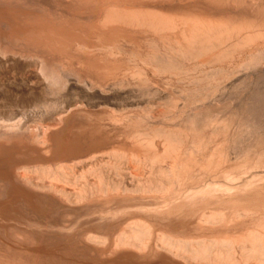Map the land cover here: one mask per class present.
<instances>
[{
	"label": "bare ground",
	"instance_id": "bare-ground-1",
	"mask_svg": "<svg viewBox=\"0 0 264 264\" xmlns=\"http://www.w3.org/2000/svg\"><path fill=\"white\" fill-rule=\"evenodd\" d=\"M67 2L72 7L71 15L63 16L52 14L49 12L50 9L25 6L23 2L0 1V18H10L15 22L23 20L25 24L23 28L28 31L25 39L28 46L37 48L53 58L62 57L66 69L75 73V80L87 91L96 88H99L98 92L101 93L107 89L126 90L131 82L130 84L132 86L136 84L138 89H144L146 84L151 89L156 88L157 93H160L162 89L155 86L154 75L161 74L192 78L195 83L210 80L221 84L236 77L237 80L241 78L243 81L253 80L258 69L260 73H264V0H67ZM76 42L80 45L76 46ZM145 48L155 49L158 56L150 58L149 53L142 55L141 52ZM257 48L260 51L257 52ZM130 49H134L135 52H130ZM105 50L110 52L119 50L121 55L109 57ZM37 62L42 66L45 60L37 58ZM134 62L138 66L137 70L134 69ZM165 62L167 64H164ZM205 70L207 76L199 74ZM46 73L39 68L38 76L44 78L43 85L51 94L57 77L56 74H51L50 77ZM136 78L140 83L131 80ZM216 89L218 90V87ZM57 103L56 105L35 103L16 117L0 115V127L4 128V131L0 132V159H3L5 153L17 150L25 153L21 150L24 148H30L33 157H46L47 153H52L51 147L56 149L54 141L67 127L71 134H77V131L82 133L81 138L91 135L87 143L100 145L108 141L126 143L127 149L121 150L120 147H116L123 153L141 148L142 144L130 132L121 133L126 120L118 121L119 119L107 114L103 118L100 116L101 122L88 123L82 126V129H77L73 127L74 125L64 124V119L78 106L75 108L68 106L66 110L63 107L62 111L56 109L57 112L55 110ZM216 104L214 102L212 105L201 104L192 110L187 118L178 120L189 142L191 141L189 147L174 145V149L177 147L176 151L168 154L172 147L167 145V142L157 139L154 144L156 157L164 162L159 160L160 162L147 168L142 165L127 167L141 190L153 192L157 188L163 198L170 197L172 201L173 196L183 190L187 175L194 165L211 162L212 155H207L208 145L216 137L215 134L222 130L218 122H211L210 118L216 111L214 110ZM64 110L68 113L61 116L60 123H56L54 118ZM28 116H39L40 119L45 116L52 122L44 123L41 120L34 126L27 123ZM105 121L110 124L102 123ZM156 130L168 135L177 129L160 124ZM250 146L255 147V142ZM20 172V176L17 173L18 178L37 182L43 188L58 193H69L75 200L98 195L112 197L117 190L112 180L105 179L103 174L100 175L98 167L81 173L78 177L73 173L66 175L53 167H48L42 170L43 178H39L38 181L33 179L32 174L40 175L41 170L23 167V171ZM13 186L16 192L28 195L29 198L30 194L26 189L19 184ZM29 200L32 202L31 198ZM233 207L231 201L223 202L221 209L198 216L194 220V230L181 229L177 226L180 222L186 221L184 219L180 222L177 221L179 219L171 221L167 225L142 219L134 226L128 227L130 233L117 234L116 243L120 245L115 247L108 243L107 247L102 249L89 248L84 243L68 244L66 241H62L63 244L60 246L57 239L45 244L42 242L43 239H33L23 233H12L15 235V240L12 241L13 238L9 237L11 233L0 231V264H50L52 260L56 264H97L96 255H100L101 252L108 254L113 250L119 254L110 258L105 256L107 261L114 257L134 262L135 253L127 250L126 244L147 252L152 241L151 249L154 250L152 254H161L159 260L148 264H171V257H168L166 252L179 257L187 264H234L237 261L231 258L232 252H227L225 248H235L242 243L245 245L253 239V234L248 237L239 234L238 230L234 233L223 230L229 225L236 224L234 211L238 207ZM175 221L177 224H172ZM89 235L92 236V233ZM256 238L259 240L258 235ZM74 249H82L83 255L73 256ZM250 262H253V257ZM254 263L264 264V258L260 256L258 262Z\"/></svg>",
	"mask_w": 264,
	"mask_h": 264
},
{
	"label": "rangeland",
	"instance_id": "rangeland-1",
	"mask_svg": "<svg viewBox=\"0 0 264 264\" xmlns=\"http://www.w3.org/2000/svg\"><path fill=\"white\" fill-rule=\"evenodd\" d=\"M0 1L23 2L28 7L50 9L49 12L54 15H71L72 7L67 0ZM23 24V20L20 22L10 18L0 20V115L20 116L38 102L55 105L58 102L59 108L57 106L55 108L58 111L64 108L66 110L68 106L73 108L78 106L67 115L64 124L86 126L88 123L101 122L99 119L108 114L119 119L118 121L126 120L121 133L130 132L142 145L141 148L123 153L116 147H120L121 150L127 149L126 143L117 144L112 141L101 145L85 143L78 132L71 134L67 127L57 135L54 141L56 149L51 147L52 153H47L46 157H33L30 148L21 149L25 153L18 150L13 151L14 153H5L3 159H0V231L11 233L9 237L13 238L12 241L15 240L12 233H23L33 239H43V243L57 239L60 246L63 244L62 241H66L68 244L90 243L102 249L108 243L113 246L120 245L116 243L117 234L130 233L128 227L134 226L142 219H150L162 225L184 219L186 221L180 224L178 222L177 226L181 229L194 230V220L198 216L208 214L212 210L217 211L221 209L223 202L231 201L234 207H238L234 211L236 224L229 225L223 230L233 233L238 230L239 234L248 237L253 234V239L245 245L242 243L235 248H225L226 251L232 252L231 258L237 261L234 264H256L254 262H258L260 256L264 258V73H260V69L253 80L243 81V78L237 80L236 77L221 84L210 80L195 83L192 78L170 77L167 74L154 75L156 81L154 85L162 89L160 93H157L155 87L151 89L145 83L144 89H138V86L133 84L137 88L135 90L131 82L126 90L107 89L101 93L98 92L99 88H96L87 91L75 80V73L66 69L62 57L53 58L37 48L28 46L25 41L28 31L23 28L25 27ZM79 45L76 42V46ZM257 49V52L260 51ZM126 50L128 51V48ZM130 52L135 51L130 49ZM146 53H149L150 58L158 56L155 49L145 48L141 52L142 55ZM105 54L109 57L121 55L119 50L117 52L105 50ZM37 58L45 60L42 66L37 62ZM133 66L135 70L138 69L135 62ZM39 68L47 72V76L56 74L55 88L51 94L43 85L44 78L38 76ZM206 70L199 74L207 76ZM131 80L140 83L137 78ZM213 102L217 104L214 105L216 111L210 117L211 122H218L222 130L215 134L216 137L208 145L207 155H212L211 162L194 165L187 175L183 190L173 196L172 201L170 197L163 198L157 188L153 192L141 190L127 167L142 165L147 168L162 160L156 157L154 144L157 139L167 142V145L172 147L168 154L176 151L177 147L174 149V145L189 147L191 141L189 142L178 120L187 118L197 106L204 103L212 105ZM65 110L57 117L53 116L56 123H60L61 116L68 113ZM159 111H162L161 114ZM40 118L28 116L26 121L34 126L41 120L44 123L52 122L49 117ZM102 123L110 124L107 121ZM157 124L177 130L165 135L156 130L159 126ZM3 131L4 128L0 127V132ZM120 137L122 138V134ZM252 142H255L256 148L250 146ZM23 167L41 170L40 175L31 173L36 181L43 178L42 170L48 167H53L63 174L73 173L76 177L98 167L100 175L103 174L105 179L112 180L117 190L110 198L98 195L75 200L69 193H58L43 188L36 181L34 183L18 178L17 173L20 176ZM15 184L28 191L32 202L28 195L13 189ZM177 221L172 224H177ZM256 235L259 236V240ZM152 242L149 247L152 246ZM126 245L127 250L138 251V256L133 257L134 262L114 258L115 256L107 261L104 258L107 254L101 252L95 257L96 263L148 264L152 258H156L150 250L147 252L150 254H146L140 248ZM74 251L73 256L83 255L82 249ZM252 257L253 262H250ZM177 259L187 264L179 257ZM50 264L56 263L52 260Z\"/></svg>",
	"mask_w": 264,
	"mask_h": 264
},
{
	"label": "crops",
	"instance_id": "crops-1",
	"mask_svg": "<svg viewBox=\"0 0 264 264\" xmlns=\"http://www.w3.org/2000/svg\"><path fill=\"white\" fill-rule=\"evenodd\" d=\"M74 128H77V129H82V126H80V127H76V126H73ZM78 132V131H77ZM79 133V136L80 137H82V133H80V132H78ZM89 138H91V135H89L87 138H82V140L85 142V143H87V141L89 140ZM83 142V143H84ZM107 198H110L109 196L107 197ZM84 245H86L87 247H89V248H97V247H94L93 245H91L90 243H84ZM118 245H115V247H117ZM105 247H107V246H105ZM148 250H150L152 253L154 252V250H152L151 249V247H149V249ZM130 251H134V253H135V256H138L137 254H138V251H136V250H130ZM124 252V251H123ZM148 252V251H147ZM147 252H144V253H146V254H150V253H147ZM166 252V251H165ZM119 254V252H115L114 250L113 251H111L110 253H108L107 255H106V257H108V258H110V257H112V256H117ZM160 254L161 253H158V254H154V256L156 257V258H152V261H149V263H155V261H157V260H159V258H160ZM168 257H171V260H172V263L171 264H184V263H182L180 260H178L177 258L178 257H176L175 255H173L172 253H169V252H166L165 253Z\"/></svg>",
	"mask_w": 264,
	"mask_h": 264
}]
</instances>
